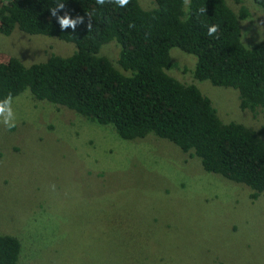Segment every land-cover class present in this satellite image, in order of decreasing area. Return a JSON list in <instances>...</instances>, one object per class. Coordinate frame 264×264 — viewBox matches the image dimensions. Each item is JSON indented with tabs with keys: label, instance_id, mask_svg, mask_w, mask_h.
I'll list each match as a JSON object with an SVG mask.
<instances>
[{
	"label": "rangeland",
	"instance_id": "obj_1",
	"mask_svg": "<svg viewBox=\"0 0 264 264\" xmlns=\"http://www.w3.org/2000/svg\"><path fill=\"white\" fill-rule=\"evenodd\" d=\"M242 1L241 40L250 45L264 39V8ZM113 41L99 52L114 57ZM75 48L17 27L0 31V52L24 64ZM169 54L168 73L194 83L223 121L264 123V108L253 116L239 107L236 88L194 79L193 53L172 46ZM12 98L16 127L0 117V233L18 238V264H264V192L250 198L249 186L206 171L153 132L122 138L28 88Z\"/></svg>",
	"mask_w": 264,
	"mask_h": 264
},
{
	"label": "trees",
	"instance_id": "obj_2",
	"mask_svg": "<svg viewBox=\"0 0 264 264\" xmlns=\"http://www.w3.org/2000/svg\"><path fill=\"white\" fill-rule=\"evenodd\" d=\"M236 1L238 10L225 0H190L188 5L154 0L150 8L138 0L126 7L96 0H3V34L17 27L73 42L76 48L29 64L0 52V100L28 88L36 99L111 125L122 138L153 132L198 156L206 171L246 184L249 197L256 199L264 192V123L253 128L223 121L194 83L168 73L175 65L169 50L176 46L196 56L194 79L236 88L239 107L253 116L264 108V39L242 42L239 18L248 9ZM251 1L264 8V0ZM58 2L65 5L58 16L67 12L72 19L84 18L75 30L71 25L62 30L51 15ZM202 7L206 12L200 13ZM212 24L219 25L215 36L207 34ZM112 40L118 45L115 56L100 53L101 45ZM19 251L17 237L0 233V264H18Z\"/></svg>",
	"mask_w": 264,
	"mask_h": 264
},
{
	"label": "clouds",
	"instance_id": "obj_3",
	"mask_svg": "<svg viewBox=\"0 0 264 264\" xmlns=\"http://www.w3.org/2000/svg\"><path fill=\"white\" fill-rule=\"evenodd\" d=\"M106 2L115 3L119 7H126L130 0H96V3L99 5H104ZM185 5L190 3V0H184ZM64 3H57L55 7L50 9L51 15L56 17L61 29H67L69 25L72 26L73 30H75L76 24L83 23L84 18L81 16H77L76 19H72L70 14L65 12L64 15L58 16V12L64 9ZM200 13L206 12V8H200ZM132 27V25H130ZM89 30L91 29V23L88 24ZM219 25L212 24L208 26L207 34L209 36H215L218 33ZM218 38V37H217ZM12 96L9 94L5 99L0 100V117H2V123L7 126L9 130L16 127V118L12 109Z\"/></svg>",
	"mask_w": 264,
	"mask_h": 264
}]
</instances>
